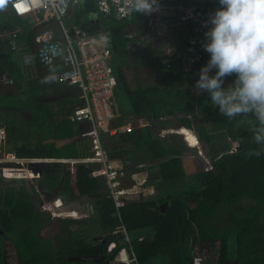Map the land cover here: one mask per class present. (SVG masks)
<instances>
[{"label":"trees","instance_id":"16d2710c","mask_svg":"<svg viewBox=\"0 0 264 264\" xmlns=\"http://www.w3.org/2000/svg\"><path fill=\"white\" fill-rule=\"evenodd\" d=\"M208 1L216 2V0H175L174 2L175 4L182 3L191 5L208 4ZM96 3L97 0H87L82 7L75 11L74 20L84 26L91 34L102 32L109 34V44L113 54V68L117 78L125 83L124 69L129 65L132 57L129 49L131 40L127 35V24L112 18L103 17L99 13ZM141 20L140 18H136L135 22H143ZM33 23L17 17L11 11L7 1L1 0L0 35L4 31L13 30L20 31V36L17 40L16 49H13L7 39L0 38V75L9 77L12 81L11 84L15 87L14 93H4L0 87V96L18 98L20 103L10 105L0 103V112H7L13 119L16 118L15 115L18 113L22 114L19 115L23 123L21 126L25 125V128L35 123L40 128H43L45 125L52 128L55 143L50 144L46 141L39 143L42 139L40 137L34 138L30 131V135L37 141L36 143L29 136H14L7 128L8 139L5 149L6 151L13 150L12 152L17 153L21 157L78 159L77 148L74 143L58 148L56 142L59 140H67V138H75V135L78 134L75 127L78 123L72 122L70 116L80 102L78 99L77 102L72 104L73 106L70 111H68L67 106L61 111H55L53 109L55 101L52 100V97H54L56 91L55 87L59 85L55 74H59L60 69L55 67L45 68L41 65L37 57L35 41L38 29L32 27ZM160 46L153 43L149 45L148 50L151 49V52L155 53L154 51L158 50ZM155 60L157 61L156 58ZM157 62L161 67V74L169 78L168 85H166L167 88L163 85H158L147 90L142 88H139L135 92L128 90L127 95L131 101L133 111L146 115L151 121L152 126L157 129H162L165 128L164 124L167 127L169 126L168 124L171 125L170 119L177 117L182 112H185L187 116L194 115L196 120L198 116L194 110L197 106L206 119H203L204 124L205 122L211 123L214 131H225L229 135V138L234 141L240 140L241 143L239 150L235 153H231V147L229 146L228 150L223 151L220 158L218 157L219 155L213 156V158L209 159L213 162L211 165L209 160L204 161L201 158L195 160H189L190 158L186 159L183 150L187 148L181 140V137L177 136V134L182 135L191 148L202 151V145L199 142L196 132L192 129L195 124L188 118L180 120L182 123L181 127L165 129V132H167L165 134L169 135L166 139H161L152 127L135 129L130 133L120 136L118 140H116L117 138L104 139L105 148L111 159L123 161L125 160L123 159V155H129L132 158L131 160L135 161V165L139 160H146V162L149 161L151 167L159 168V189L162 191H171L172 188H175L174 186L179 185V183L182 184L192 173L200 172L197 175V177L199 176L197 190H193L191 193L189 192L191 195L186 199L184 197L176 199L172 196L173 203L171 209L166 214H163L161 210H158L154 214V217L157 219L155 225L158 227L159 233L153 241L141 245V248L144 247L143 249L146 254L142 252V249L137 248V252L141 253L139 255V261L141 263H144L146 256L152 257L159 250L160 252L167 251L171 253L174 259L171 261V264H188L190 261L188 238L193 233V228L190 223L193 221L199 222V220L204 219V214L211 210L213 204L225 201L223 200L224 193L226 195L228 194L227 200L230 203L235 200H248L253 205L261 206V208L264 207V154L259 157H249L248 155L250 151L258 149L259 147L251 139L252 125L254 123L252 120L247 118L229 119L219 115L218 109H214L210 105V98L207 95L204 97L201 96L196 102L190 89L199 78L198 73L200 70L190 74L182 72L179 69V67L181 68L179 62L174 63L172 68L167 70L165 61L158 60ZM185 78L186 82L190 84L189 89L184 88ZM177 89L179 90L178 94H172ZM184 99L186 106H183L181 109L174 106L175 104L178 105L177 102H182ZM29 103H33L34 106L32 107ZM36 106L41 110L36 111ZM48 107H51V111H48ZM42 109L45 111H42ZM34 113L38 115L36 116ZM161 118H167L168 123H166L167 121L161 122ZM10 124H14V122L11 121ZM205 129V135L201 139L210 143L214 136L209 135V131L207 132ZM81 135L83 137L84 133ZM72 149L74 151L70 155H65L67 154L66 152ZM161 159L162 161L165 159V161L160 164L158 160ZM124 165L128 167L126 163ZM44 169L41 171L40 169L38 171L35 170L36 185V179L39 180V176H42V174L47 176V178L50 176L60 178L64 175L67 182L76 183L79 187H85L86 191L83 190L84 193L90 192V195L97 198L101 197L107 203L113 201L111 198L106 199L109 197V193L106 191L107 185L105 182H98V180L104 178L99 174L97 166L66 164L60 167L49 165ZM128 171L130 170H127V173ZM140 178L141 176H136L139 182H141ZM200 185L202 187L198 191ZM98 190H102V192L100 191L99 194L97 192ZM92 191L94 192L92 193ZM8 201L9 204L18 202L13 196L8 198ZM188 203H195L196 208H191ZM128 207L142 209L143 213L146 214L147 205L145 202L131 204ZM128 207L123 209V214L126 213L124 220L129 227L128 229H132L131 217L129 218L128 214L130 210H128ZM177 222L183 225L184 237H182V241L175 242V240L173 241L169 237L167 241L166 237L174 233ZM240 235L243 238V235H246V233ZM238 242L242 243V241ZM228 244L229 240L221 241L220 250L222 253L224 246ZM207 247L208 244L194 247L192 254L194 255V260H197V264H204L203 262H206V258L203 259V256L200 257V255ZM196 248L198 250L195 251ZM8 249L6 250L8 252L14 251L11 246ZM260 251L264 257V249H260ZM91 253L93 252L89 251L85 254L90 255ZM114 255L115 253L111 255V260L114 258ZM258 255L260 256V254ZM222 260L223 262H221L220 257L217 264L226 263L228 260L227 251L223 255ZM254 264L257 263L255 262Z\"/></svg>","mask_w":264,"mask_h":264},{"label":"built area","instance_id":"2783aa9c","mask_svg":"<svg viewBox=\"0 0 264 264\" xmlns=\"http://www.w3.org/2000/svg\"><path fill=\"white\" fill-rule=\"evenodd\" d=\"M175 0H160V9L152 15L130 14L132 0H97L99 13L106 18L134 25L136 18L146 21V36L136 33L128 37L134 46L144 47L152 43L163 45V62L170 70L179 62L185 73H192L205 66L209 60L201 44L204 32L203 23L208 14L218 7L217 2L208 4H175ZM87 0H9L11 11L19 18H33V28L38 29L36 36L37 57L45 68H59L60 82L79 91V102L70 116L75 123H89L91 127V145L89 156L78 159H55L21 157L12 151H6L7 129L0 126V176L7 179L24 180L34 186L36 166L50 164H85L98 167L108 185L109 196L117 210L124 208L138 194L133 183L135 176L146 171L128 174L125 169L113 161L104 145L106 137H116L135 129V124L122 120L116 111V74L112 64L109 34L102 32L91 34L84 26L75 22V11ZM173 29L182 30L187 37L184 43L174 40ZM20 31H4L0 38L7 39L13 49L17 48ZM5 84L12 81L0 75ZM196 94L202 95L196 89ZM193 120L192 117H189ZM166 120V118H161ZM238 147L232 148V153ZM148 173V172H146ZM131 185L128 184L129 180ZM149 176H143L141 188L148 183ZM62 205V203H61ZM123 239L129 245L119 248L112 243L109 251L114 255L110 264H138L131 248L125 229Z\"/></svg>","mask_w":264,"mask_h":264},{"label":"crops","instance_id":"0c3cea01","mask_svg":"<svg viewBox=\"0 0 264 264\" xmlns=\"http://www.w3.org/2000/svg\"><path fill=\"white\" fill-rule=\"evenodd\" d=\"M147 30H148V25L146 21L137 22V25H134V28L127 30V35L132 34V33L141 35V34L147 33ZM175 35H176V38L177 37L180 38V41L177 40L180 43H184L185 40H187L186 34L180 29L173 31L174 38H175ZM149 45L145 46L144 49L148 50ZM133 46L134 45L132 41H130L129 49L132 55L131 61L129 65L125 67L124 69L125 83L120 80L126 92L128 90L130 92H135V91H138L139 88L147 90V89H151L154 86H158V85H163L165 88H167L166 85H168L169 78H167L166 75L161 74L160 72L161 67L159 66L158 62L155 59H151L149 56H146V55L144 56V59L138 58L137 57L138 55L136 53H133L135 52L133 51ZM149 50L151 52V49ZM141 69L145 70L146 72L149 71L148 75L145 77L141 75L142 74ZM179 69L183 72V70L180 67ZM199 70L200 69H197L193 71V73ZM129 72L132 74L131 76L127 75V73ZM55 75L57 78V83L59 85L55 87L56 91H55L54 97H52V100L55 101L53 109L55 111H61V110H64V108L67 106L68 111H70L73 106L72 104L77 102L79 99V91L76 88L69 87L67 85L62 84L59 79L60 78L59 74L56 73ZM184 81H185L184 88L189 89L190 84L186 82V78ZM116 88H117V85H116ZM116 88H115V92H116ZM195 89H196L195 85H193L190 90L192 91L191 93L193 95V98L197 102L201 97L198 98L197 96H195L196 94ZM178 91L179 90L177 89L176 91H173L172 94L174 93L178 94ZM115 99H116V96H115ZM65 100H67L68 102ZM174 106L178 109H181V107H177L176 104ZM116 111L121 116L122 120H127L135 124L136 125L135 129H144L146 127H152L157 132L158 136L161 139H166L169 136L166 134L165 136H162L160 131H162L163 129L171 128L172 127L171 120H170L171 125L168 124L169 125L168 127L164 124L165 128L157 129L151 125V121L146 115L140 114L137 111H133V107H131L129 111H121L117 105ZM194 111H196L195 114L201 120V122H199V125L196 127V131L198 132V135L201 139V137L205 133L201 132L199 127L206 128L203 122V119L205 118L197 106L195 107ZM189 117H192V119H195L194 115H189L188 119ZM163 121L168 122L167 118L166 120H161V122ZM20 122L21 120H19V122L16 123L17 126H19ZM194 124H195V121H194ZM0 126L6 127V125L4 124H0ZM75 127H76V130L78 131V134L75 135V138H67V140L66 139L59 140L56 142V145L59 148V147H63L66 145H70L71 143H74L77 148L76 149L77 154H78L77 158L88 157L89 147L91 144V127L89 123H86V122L78 123L76 124ZM176 127L177 128L181 127V125L176 126ZM205 131L208 132L209 129L206 128ZM83 133H84V136L82 137L81 134ZM208 133L209 135L214 136L211 142L209 143L211 153H212V158L213 156H218V155H219L218 157L220 158L222 156L223 151H225L226 149L228 150L229 146L238 147L237 150H239L240 144H241L240 140L234 141L233 139L229 138V135L226 134L225 131H214V133L213 132L212 133L208 132ZM125 134H122V135H125ZM122 135H118L116 137H109V138H117L116 140H118L119 137ZM35 142L37 143L36 140ZM52 143H55V141H53ZM183 143H185V145H187L189 149H192L185 141H183ZM237 144L238 146H236ZM183 151L185 152L184 154L186 155V159L190 158L189 160L191 159L195 160V159L200 158L199 154H196L193 152L189 153V151L185 149ZM123 157H124L123 159H125L123 161H120L119 159H112V160L115 161L118 165L122 166L126 172L127 170H130L128 171L129 174L136 173L142 170L148 172V173L145 172L143 175H141V177L148 175L149 179H148V183L146 184V186L142 188H141L142 183L134 179L133 183L135 184V186L140 187L139 189L136 188V190L138 191L137 192L138 194H136L137 196L134 197L133 200H130L129 202H127L126 206L122 208L121 210H117L113 201H110L107 203V202H104L101 197L97 198L93 195H90L89 194L90 192L84 193L83 190L86 191L85 187H79L76 183L67 182L66 177L64 175L60 178L58 177L59 178L58 179L56 176H50L47 178V176L42 174V179L41 178H40L41 180L39 179L40 181L36 179L37 189L34 186L29 185V183H27L24 180L7 179V178L0 176L1 182H5L11 187L16 188L17 191L15 195L17 197L16 200H18V202L16 203L9 204L8 198L3 199L2 203L0 204V224H4V225L6 224L9 226V224L12 221L17 222V220H20V221L23 220V213L25 214L30 213L28 220L31 221L32 225H36L37 227L42 226L43 228L42 234L35 235V236L37 237L40 236L43 239L50 238L53 241H56L57 239H59V241L62 244H69L72 247H75L76 245L77 248L75 247L76 248L75 250L73 249L65 254L68 256L70 255L71 257L88 256V254H85V253L89 251L93 252L90 255L98 254L100 250L102 251L105 250V247H104L105 245L104 246L99 245L97 241L94 243L95 238L97 240H99L100 238L106 239L107 242L112 241L111 244L112 243L117 244L119 248L127 246L126 248L128 249L129 245H127V243L124 241L122 232H120L123 229H125L130 239V243H131L130 245H131L132 251L134 252L135 256L138 259V264H159V263L171 264V261L174 260L171 253L167 251L160 252L159 250L156 251V253L152 257L146 256L145 258L146 260L144 261V263H141L139 261V258H140L139 255H141V253L137 252V248L142 249L143 250L142 252L146 254L143 249L144 247L141 248V245H145V243H149L153 241L159 233L158 227L155 225V222L157 221V219L154 217L155 216L154 214H156L158 210H161L162 213H166L169 209H171V206H172L171 204L173 203V197H174L173 193L172 191L165 192V190L162 191L161 189H159V183H160L158 180L160 178L159 168L156 169V168L151 167L149 161L146 162V160L145 161L139 160L136 162V165H135L134 164L135 161L131 160L132 159L131 156L123 155ZM55 159H65V158H55ZM164 161L165 159H163V161L161 159V160H158V163L161 164ZM209 162H210V165L211 163H213L210 160ZM125 163L128 165V167L124 165ZM50 165L60 167L66 164H50ZM43 166L48 167L49 165H43ZM89 166H94V165H89ZM39 169H40L39 166H36L35 170L38 171ZM199 173H192V175L188 176L183 181V183L191 181V179L194 177L197 178V175H199ZM103 181L107 185L105 178L104 179L101 178L100 180H98V182H101V183H104ZM128 184L129 185L132 184L130 180L128 181ZM174 187H177V186H174ZM100 191L102 192V190H98L97 192H99L100 194ZM106 191L109 193L108 185H107ZM192 191L193 189H191L189 192L191 193ZM24 192H25V195H23ZM93 192L94 191H92V193ZM189 192L185 193L184 195L185 199L189 195H191ZM106 199H110V196L107 197ZM20 202H24V203L21 204ZM143 202H145L147 205L146 214L143 213L142 209H137V208L133 209L132 207L130 208L128 207V206H131V204H139ZM189 205L191 208H196L195 203H189ZM126 207H128V210H130L128 211V214H129V218L131 217L132 229H128L129 227L127 226L124 220V217H123L122 210L125 209ZM202 224H205V225H202L201 227V223L199 222L193 221L190 223L191 227L193 228V233H191L188 238L189 239L188 247L190 250V257H189L190 261L188 264L191 263V259H194V255L192 254V252H194L193 249L195 246L200 247V245L208 244V246L212 248L211 245L221 242V241L214 242V240H216V231L213 230V227H214L212 225L213 223L207 222V223H202ZM231 233L233 235L232 231L226 233L227 236L225 240L228 239ZM110 237L112 238L110 239ZM168 237L171 238L173 241L175 240V242L182 241L183 239L182 237H184L182 223L177 222L174 233L166 237L167 241H168ZM86 241L87 242L92 241L93 245H86L85 244ZM203 242H206V243L203 244ZM230 243H233L232 237L231 239H229V244ZM80 246L81 248H79ZM205 249L206 251H208V247ZM196 250H198V248H196L195 251ZM200 257L202 256L200 255ZM0 258H2V260L9 259L12 261L16 259L15 256L6 255L4 257L1 254H0ZM57 258H58L57 255H54L52 257V259H57ZM203 259H205L204 256H203ZM209 260L210 259L207 258L206 262H203V263L211 264ZM70 263L73 264L74 262H70ZM0 264H3V263L0 262ZM13 264H16V263L13 262ZM95 264H99V263L95 262ZM224 264H239V262L229 260L228 262Z\"/></svg>","mask_w":264,"mask_h":264},{"label":"rangeland","instance_id":"374dc122","mask_svg":"<svg viewBox=\"0 0 264 264\" xmlns=\"http://www.w3.org/2000/svg\"><path fill=\"white\" fill-rule=\"evenodd\" d=\"M9 0H7V3ZM1 4V0H0ZM24 20H28V22L33 23L32 17H27L23 18ZM134 28L132 26L129 29ZM174 31V29H173ZM172 31V32H173ZM146 32V31H145ZM143 36H146L145 34H141ZM175 40H179L180 38H176L175 35ZM177 43H180L177 41ZM157 45H161L156 43ZM145 47V46H144ZM144 47H137L133 46V53H136L138 58L144 59V56H149L151 59H157V61H163V53H162V47L163 45L160 46V48L156 51L155 53L150 52V50H145ZM151 53V54H150ZM140 54V55H139ZM149 58V59H150ZM141 75L144 77L148 75L149 71H145L141 69ZM135 72V71H134ZM127 75H132L130 72L127 73ZM232 78H229L228 82H231ZM115 83L117 85L115 96H116V103L121 111H129L130 106H131V101L127 95L126 90L124 89L123 84L120 82L118 78L115 79ZM0 87L1 90H3L4 93H14L15 92V87L12 84H5L1 81L0 79ZM196 90V89H195ZM196 93V91H195ZM206 94L202 95H197L198 98L201 96L204 97ZM197 99V98H196ZM185 99L182 100V102H178L177 107L183 108V106H186ZM0 103H3V105H10V104H19L18 98L15 97H2L0 96ZM30 104V103H29ZM26 105V104H25ZM32 107L34 106L33 103L30 104ZM37 108V106H36ZM36 111H40L41 109L37 108ZM42 111H45L42 109ZM48 111H51V107H48ZM15 115V113H13ZM35 114V113H34ZM19 115H22L18 113L15 115V119L11 115H9L7 112H0V124L6 125L8 128L9 132H11L14 136H29L30 131L32 136L35 137H40L42 141H39V143H43L46 141L47 143H52L55 139L54 137V132L52 128H49L48 126H43V128L37 127V123L28 126L25 128V125L22 122H20L19 126H17V122L21 119ZM36 116L38 115L37 113L35 114ZM177 115V113H175ZM19 117V118H17ZM168 120V119H167ZM172 122V127L177 128L176 126H180L182 123L180 122L179 117H173L170 119ZM206 120V119H205ZM14 122V124H8L10 122ZM193 121V120H192ZM168 123V122H166ZM194 124V121L192 122ZM205 126L207 129H209V132H213V127L211 123L205 122ZM193 130L194 126L192 127ZM201 132H204V127H199ZM205 135V134H203ZM178 136V135H177ZM33 137H31L32 140ZM54 138V139H53ZM109 138V137H106ZM183 140V138H181ZM184 141V140H183ZM34 143V142H33ZM32 143V144H33ZM239 144V143H238ZM238 144L236 146H238ZM187 147V145H185ZM233 146L231 147L232 150ZM238 149V148H237ZM189 151V153H196L202 155V151L199 149L197 150H192L187 147L185 149ZM74 150H70L69 152H66L67 154L65 155H70ZM42 176H39L41 178ZM199 178V176L197 177ZM196 177L192 178L191 181L184 182L182 184L179 183L177 187L174 189L172 188V193L174 198L179 199L181 197H184L186 192H189L191 189L197 190L198 188V179ZM201 185L199 187V190L201 189ZM16 188L11 187L5 182L0 181V204L2 203L4 198H10L13 196L15 199L17 198L15 193H16ZM25 195V192L23 193ZM227 196L224 193V197L222 202H219L217 204H213L211 210L204 214L205 218L199 220V222L202 225V223H207L211 222L213 223L212 225L213 230L216 231V241H222L224 242L226 239V233L228 232H233V235L228 237L227 240L231 239L233 243H230L228 245L224 246L223 253L220 250V244L216 243L214 245H211L212 248L208 246V251H203L201 256H204L206 259H210L209 261L211 264H216L217 261L219 262V258L221 257V262H223L222 258L225 252L227 251L228 254V262L229 260L237 261L239 264H254L255 262L257 264H264V257L263 253L260 251V249H264V207L261 208V206L258 205H253L252 202L245 200V201H240V200H235L232 203H230L229 200H227ZM183 199V198H182ZM24 202H21L23 204ZM172 205V204H171ZM189 205V203H188ZM169 206V204H168ZM123 212V210H122ZM167 213V212H166ZM163 213V214H166ZM126 214V213H125ZM125 214L124 218H125ZM30 213H23V220H17L12 221L9 226L0 224V233L4 235V237L8 240L12 241V245L10 242H7V250L8 247H12L14 251L8 252L10 256H15L16 259L14 260L15 263L18 264H71L69 260L63 259V255L68 253L71 250H75L77 246L72 247L69 244H62L59 239L56 241H53L52 239H43L42 237H37L35 235H41L43 232L42 226L37 227L36 225H32L31 221L28 220ZM207 230V229H205ZM243 232V233H242ZM9 233V234H8ZM244 237L242 238L240 234H244ZM238 241H242V243H239ZM259 242V243H258ZM2 243V240L0 239V253L4 252L6 250L5 246ZM81 248V246L79 247ZM75 252V251H74ZM208 252V253H207ZM260 254V256L258 255ZM54 255H57V259H52ZM0 262H2V258H0ZM194 264H197V260L193 259ZM73 264H95L93 261H87V262H74ZM162 264V263H159Z\"/></svg>","mask_w":264,"mask_h":264},{"label":"clouds","instance_id":"9594fccd","mask_svg":"<svg viewBox=\"0 0 264 264\" xmlns=\"http://www.w3.org/2000/svg\"><path fill=\"white\" fill-rule=\"evenodd\" d=\"M216 2L203 23L201 46L210 58L195 88L219 115L254 122L251 139L259 147L248 155L259 157L264 154V0ZM160 6V0H132L129 12L152 15Z\"/></svg>","mask_w":264,"mask_h":264},{"label":"water","instance_id":"95a60500","mask_svg":"<svg viewBox=\"0 0 264 264\" xmlns=\"http://www.w3.org/2000/svg\"><path fill=\"white\" fill-rule=\"evenodd\" d=\"M177 117H179L180 119L188 118V116H187V114L185 112L179 113ZM199 122H201V120L199 118H197L195 120L194 129H196V127L199 125ZM195 132H196V135H197V137L199 139V142L201 143L202 149H203V151H202L203 154L202 155L199 154L200 155V158L202 160H204V161H205V159L206 160L211 159L212 158V153H211V149H210L209 143L206 140L200 139V137L198 135V132L196 130H195ZM178 136H180L181 138H183L182 135H178ZM184 139L185 138H183V140ZM194 150H196V149H194ZM102 259H103V257H101L99 255H88V256H74V257H69V261L70 262H87V261L99 262ZM190 264H194L193 259H191V263Z\"/></svg>","mask_w":264,"mask_h":264},{"label":"flooded vegetation","instance_id":"af4514ba","mask_svg":"<svg viewBox=\"0 0 264 264\" xmlns=\"http://www.w3.org/2000/svg\"><path fill=\"white\" fill-rule=\"evenodd\" d=\"M39 168L42 170V169H44L45 168V166H39ZM137 189H138V187H137ZM0 239L2 240V243L1 244H3L4 246H5V248H6V250H7V245H6V243L7 242H10L11 240H8L7 239V237L5 238L4 237V235L3 234H1L0 233ZM97 241V243H99V245H105L104 247H105V250H100L99 251V253L98 254H93V255H99V256H101V257H103V259L102 260H100L98 263L99 264H110V262H111V255H112V253L109 251V247H110V245H111V242L112 241H109V242H107V240L106 239H102V238H100L99 240H97L96 238H95V241H94V243ZM11 245H12V241H11V243H10ZM85 244L86 245H93V242L92 241H90V242H85ZM102 246V247H103ZM101 247V246H100ZM4 251V252H1L0 254L2 255V256H6V255H9V253H8V251ZM11 255V254H10ZM69 257H71L70 255L68 256V255H63V259H65L66 261L67 260H69ZM74 257V256H73ZM13 262L14 261H12V260H9V259H4V260H2V262L1 263H3V264H13ZM15 263V262H14ZM17 264V263H16Z\"/></svg>","mask_w":264,"mask_h":264},{"label":"bare ground","instance_id":"6f19581e","mask_svg":"<svg viewBox=\"0 0 264 264\" xmlns=\"http://www.w3.org/2000/svg\"><path fill=\"white\" fill-rule=\"evenodd\" d=\"M160 132H161L162 136H165V129H163V130L160 131ZM135 180H137V179H136V176H135ZM137 181H138V180H137ZM137 187H138V186H137ZM137 187H136V188H137Z\"/></svg>","mask_w":264,"mask_h":264}]
</instances>
